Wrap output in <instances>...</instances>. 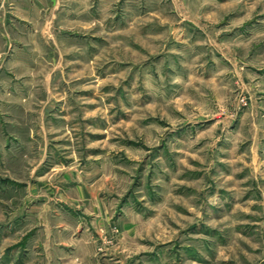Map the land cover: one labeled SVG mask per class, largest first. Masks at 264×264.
<instances>
[{
    "label": "rangeland",
    "instance_id": "1",
    "mask_svg": "<svg viewBox=\"0 0 264 264\" xmlns=\"http://www.w3.org/2000/svg\"><path fill=\"white\" fill-rule=\"evenodd\" d=\"M74 3L0 71V264H264V0Z\"/></svg>",
    "mask_w": 264,
    "mask_h": 264
},
{
    "label": "crops",
    "instance_id": "2",
    "mask_svg": "<svg viewBox=\"0 0 264 264\" xmlns=\"http://www.w3.org/2000/svg\"><path fill=\"white\" fill-rule=\"evenodd\" d=\"M82 1L69 0L62 4L60 0H0V71L15 77L20 68H29V57L32 60L36 52L34 49L33 54L27 51L25 55L24 49L19 48L20 39L37 37L41 45L42 39L51 37V22L56 19L60 5L71 9L72 2L82 7ZM79 10L76 8L75 12ZM24 44L35 46L34 43Z\"/></svg>",
    "mask_w": 264,
    "mask_h": 264
}]
</instances>
